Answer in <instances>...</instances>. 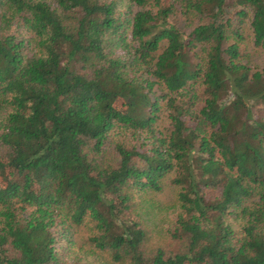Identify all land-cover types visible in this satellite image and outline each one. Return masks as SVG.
I'll list each match as a JSON object with an SVG mask.
<instances>
[{"label":"trees","instance_id":"1","mask_svg":"<svg viewBox=\"0 0 264 264\" xmlns=\"http://www.w3.org/2000/svg\"><path fill=\"white\" fill-rule=\"evenodd\" d=\"M243 23L264 53V0H0V264H264ZM170 174L173 251L138 213Z\"/></svg>","mask_w":264,"mask_h":264},{"label":"rangeland","instance_id":"2","mask_svg":"<svg viewBox=\"0 0 264 264\" xmlns=\"http://www.w3.org/2000/svg\"><path fill=\"white\" fill-rule=\"evenodd\" d=\"M243 24L246 46L241 62L253 72L256 69L264 68V53L251 46L250 32L246 24ZM196 91L199 94L197 88ZM256 115L258 118L264 119L263 111L257 110ZM171 177L170 174L163 179L160 191L143 195L138 207V213L143 223L151 231L153 243L169 251H173L176 244L168 235L167 230L169 232L172 229V222L178 211L177 188L170 184ZM79 235L81 237L79 241H82L86 234L81 231Z\"/></svg>","mask_w":264,"mask_h":264}]
</instances>
